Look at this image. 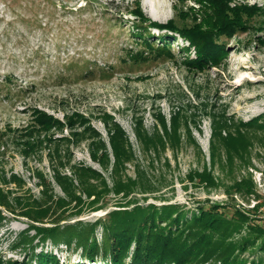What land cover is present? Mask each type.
Segmentation results:
<instances>
[{
	"label": "rangeland",
	"instance_id": "1",
	"mask_svg": "<svg viewBox=\"0 0 264 264\" xmlns=\"http://www.w3.org/2000/svg\"><path fill=\"white\" fill-rule=\"evenodd\" d=\"M233 4L263 8L264 0H232ZM136 6L145 17L163 24L170 19L179 21L174 7L186 12L195 5L192 0H0V176L8 182L0 178V188L9 192L12 205L44 200L39 172L51 184L54 196L63 197L50 161L57 150L66 164L63 173L70 175L69 165L79 163L100 172L111 185V166L105 171L91 159L88 141L75 146L58 141L68 137L67 128L55 131L52 143L30 155L25 156L19 145L34 108L62 122L66 115L77 112L100 134L112 165L107 131L98 117L105 112L120 125L133 153L123 174L134 179L137 169L143 171L152 190H135L126 199L110 194L99 204L101 209L93 211L87 206L78 215L66 213L60 226L77 221L91 224L119 209L117 204L132 201L180 204L187 210L200 203H220L228 216L241 210L251 223H259L264 214V131H245L250 146L242 158L234 155L230 162L218 152L211 161L208 113L225 109L235 124L264 114V16L247 20L248 30L226 41L228 56L223 67L196 72L182 63L179 49L187 43L177 36L170 42L172 58L153 54L146 62L128 61L127 53L143 49L134 39L137 30L131 10ZM149 32L156 48L157 36L164 31L150 28ZM178 111L180 142L176 146L167 143L158 154L145 151L135 134L136 120L141 119L144 131L152 134L156 113L169 126ZM184 121L192 142L185 135ZM203 170L211 172L215 185L198 181L194 174ZM11 175L21 184L10 181ZM242 179L252 184L253 193L228 195L230 187ZM0 210L5 217L0 224V261H20L25 251L16 242L30 223L19 207L14 212ZM52 218L44 225L50 226ZM95 233L100 240L101 228ZM27 234L33 236L34 231ZM41 250L53 254L56 264H94L83 260L80 249L69 251L64 244L55 246L50 240L40 242L35 252Z\"/></svg>",
	"mask_w": 264,
	"mask_h": 264
},
{
	"label": "trees",
	"instance_id": "2",
	"mask_svg": "<svg viewBox=\"0 0 264 264\" xmlns=\"http://www.w3.org/2000/svg\"><path fill=\"white\" fill-rule=\"evenodd\" d=\"M192 1L195 6L189 7L186 12L174 7L179 21L170 19L163 24L145 17L138 6L131 10L137 30L134 39L143 49L127 53L128 61L133 64L146 62L153 54L155 57L172 58L170 47L177 36L187 43L179 49V53L182 63L191 71L220 69L228 56L226 41L238 33L246 32L249 28L247 20L257 15L264 16V7L256 5H231L232 0ZM262 25L264 30V21ZM150 28L164 31L157 36L159 44L156 48L153 41L149 40L153 36L149 32ZM180 114L179 111L174 112L168 126L164 116L160 112L156 113L157 125L152 134L144 131L141 119L136 120L135 134L142 148L158 154L167 143L176 146L180 142ZM30 115V123L22 129L19 141L25 156L35 153L45 143H52L55 131L67 128L68 137L58 141L74 146L81 141H88L91 159L105 171L111 166V185L107 184L100 172L79 163L69 165L70 175L63 173L66 164L64 160L61 162L63 157L57 150L53 156L50 155V161L54 181L63 197L54 196L51 184L39 172L37 177L44 200H33L31 204L24 205L16 201L12 205L8 200L9 192L0 188V207L10 212L19 207L20 214L30 223L16 242V246L25 251L22 260L0 261V264H56L53 254L43 250L35 252L40 242L47 240L55 246L64 244L69 251L80 249L83 260L94 264H264V227L258 222L251 223V219L241 210H235L228 216L224 205L220 203H200L187 210L180 204L156 205L132 201L117 204L119 209L91 224L83 225L77 221L60 226L59 222L66 213L75 212L78 215L87 206L96 211L101 209L102 200L110 194L121 195L126 199L135 190L147 193L152 190V186L145 182V173L139 169L134 179L123 174L125 164L130 162L133 153L126 134L111 115L104 112L98 117L107 131L112 165L100 134L83 114L75 112L66 115L63 122L37 108ZM208 115L211 118V161H214L218 152H223L230 162L234 155L242 158L240 155L246 153L250 146L245 131L248 128L264 131V114L237 124L226 115L225 109L217 113L212 110ZM183 127L186 137L192 142L186 121ZM194 175L200 183L215 185L210 171L203 170ZM0 178L8 183L4 177ZM10 181L21 184V180L13 175ZM231 192L248 195L253 193V186L242 179L236 181L227 194L231 195ZM259 205H256V209ZM49 216L53 217L51 225L45 226ZM3 220L5 217L0 210V224ZM97 227L101 228L100 240L96 238ZM29 230L34 231L33 236H28ZM238 235L239 238L235 239ZM36 238L38 240L34 243ZM245 254L250 258L245 257Z\"/></svg>",
	"mask_w": 264,
	"mask_h": 264
},
{
	"label": "built area",
	"instance_id": "3",
	"mask_svg": "<svg viewBox=\"0 0 264 264\" xmlns=\"http://www.w3.org/2000/svg\"><path fill=\"white\" fill-rule=\"evenodd\" d=\"M259 224L264 227V214L262 215L261 219L259 220Z\"/></svg>",
	"mask_w": 264,
	"mask_h": 264
},
{
	"label": "bare ground",
	"instance_id": "4",
	"mask_svg": "<svg viewBox=\"0 0 264 264\" xmlns=\"http://www.w3.org/2000/svg\"><path fill=\"white\" fill-rule=\"evenodd\" d=\"M149 16L152 17V18H154V15L152 13Z\"/></svg>",
	"mask_w": 264,
	"mask_h": 264
}]
</instances>
